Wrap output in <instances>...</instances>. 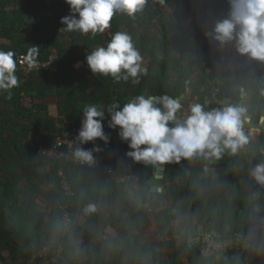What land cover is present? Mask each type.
Listing matches in <instances>:
<instances>
[{
	"label": "trees",
	"instance_id": "1",
	"mask_svg": "<svg viewBox=\"0 0 264 264\" xmlns=\"http://www.w3.org/2000/svg\"><path fill=\"white\" fill-rule=\"evenodd\" d=\"M212 4L218 21L228 17V0H212ZM69 14L65 0H0V50L14 51L18 62L31 45L38 46V63L56 56L58 67L54 75L43 69L23 75L17 65L19 87L10 94L0 91V264H132L143 260L152 264L163 263L164 257L172 264L184 259L202 263L206 259L202 250L189 244L188 231L196 223L215 233L217 241L235 242L232 251L218 255L247 263L255 246H264V186L251 176L252 168L264 162V127L259 140L252 132L249 144L236 155H226L215 165L211 162L214 166L203 178L195 180L190 173L186 178L184 167L167 164L165 183L176 188L168 190L166 198L171 203L172 198L181 197L188 211L181 209L174 215L172 207L163 210L162 229L154 237L156 246L142 245L132 252L123 249L122 232L132 236L150 227L140 217H148L155 205L139 212L128 196L133 192L146 205L153 172L127 157L131 149L108 127L107 115L103 122L104 133L110 137L107 145L100 140L78 145L76 137L84 104L107 107L146 90L149 95L167 94L175 99L184 98L190 90V98L206 104L213 87L221 89V98L235 101L244 89L250 95L251 110L264 115V64L239 60L227 68L216 44L210 61L201 58L196 48L214 27L205 0H146L144 9L133 16L114 14L109 28L95 36L69 32L65 38L59 32L60 20ZM50 20L57 26L52 33L45 28ZM192 23L196 28H189ZM117 31L127 33L141 55L152 57L151 67L161 65L175 75L149 72L136 82L94 76L86 64L88 52L106 46ZM159 53L163 60L158 59ZM80 62L86 66L84 72L77 69ZM194 75L198 80L189 83ZM49 97L58 98L57 117L44 102ZM59 139L72 142L74 150L99 146L102 151L93 154L98 166L50 156L47 150L54 149ZM59 149L70 153L68 144ZM124 177L123 182L120 178ZM89 204L96 207L95 213L85 214ZM255 218L263 223L254 225ZM84 219L87 222L81 226ZM111 221L123 223L125 229L118 238L104 240ZM101 244L103 254L96 253Z\"/></svg>",
	"mask_w": 264,
	"mask_h": 264
},
{
	"label": "clouds",
	"instance_id": "2",
	"mask_svg": "<svg viewBox=\"0 0 264 264\" xmlns=\"http://www.w3.org/2000/svg\"><path fill=\"white\" fill-rule=\"evenodd\" d=\"M65 2L69 5L70 14L61 18L60 23L65 26L61 31L84 35L90 33L93 36L109 28L114 14L122 12L133 16L142 11L146 4V0ZM228 3V17L217 21L211 31L205 32V38L220 49L233 45L240 56L264 62V0H228ZM39 54L40 48L31 45L22 58L23 62L31 68L38 63ZM85 59L94 76L108 77L114 81L136 82L141 75L147 74L142 67L143 58L134 47L132 38L120 31L112 36L106 46L99 45L89 51ZM17 65L14 51L0 50V91L10 94L12 89L19 87ZM194 99L196 103L190 104L187 111L179 115L181 109ZM194 99L182 102L183 98L177 100L167 94L159 97L140 94L123 103L113 102L107 107L97 103L84 104L76 141L82 145L100 140L107 145L110 137L105 135L103 129L107 115L108 127L114 130L119 128V138L131 149L126 153L127 157L153 167L178 164L181 159L193 158L211 163L222 159L225 154L234 156L249 144L252 129L245 126L251 125L252 116L245 103L240 100L236 103L221 101L220 106L209 109L207 104L197 103V97ZM260 123L264 124V117H261ZM100 151L99 146L90 150L77 146L73 155L77 160L91 165L96 162L93 154ZM205 171L208 169L205 168ZM251 176L258 185L264 186V162L252 168ZM84 211L90 214L97 209L89 204ZM207 235L214 237L215 233H202L197 235V239ZM197 239L192 238V242L195 248L201 249ZM202 254L208 257L213 253L205 256L202 251Z\"/></svg>",
	"mask_w": 264,
	"mask_h": 264
},
{
	"label": "crops",
	"instance_id": "3",
	"mask_svg": "<svg viewBox=\"0 0 264 264\" xmlns=\"http://www.w3.org/2000/svg\"><path fill=\"white\" fill-rule=\"evenodd\" d=\"M45 24H46L45 28H46L48 33L54 32L55 31L54 28L57 27L56 22L53 20H50L49 23L45 22ZM57 25H58V23H57ZM188 26H189V28H192V27L196 28V26H194L193 23L188 25ZM64 27L65 26L62 25L59 29V32L61 34H64L65 38H68L69 32L61 31V29ZM206 27H208V25ZM181 34H183V33L181 32ZM155 43H156L155 49L157 48V50H158L160 43L158 41H156ZM196 50L198 51L199 54H201V58L204 61H210V59L213 57V54L215 53V43H210L209 40L206 38L200 39L199 46L196 48ZM141 56L143 58L142 59V67H144L147 70V73L153 72L154 74H158V75H160V74L161 75L162 74L163 75L169 74L171 76L175 75L174 71L170 73L169 71H166V69H164V67L161 65H156V66L154 65L155 67H151L149 58L152 59V57H148L145 54H142ZM157 57L160 60L164 59V57H162L160 53L157 55ZM77 69L80 72H84L86 69V66H85V64L80 62L77 64ZM191 78L192 79H191V81H189V83L196 82L199 77L197 75H194ZM169 84H172V82H169ZM91 91H92V87H91V85L88 84L87 92L90 93ZM221 93H222V91L219 87H213L212 88L211 95L208 96L207 102H206L209 109H211L213 107L220 106L221 101H226V100L231 99L234 103L237 102L232 98H227V97L221 98L220 97ZM144 94L149 95L148 90H146L144 92ZM190 96H191V91L189 90L187 95L183 96L184 97L183 100L189 99ZM177 100H179V99H177ZM209 101H211V103H209ZM240 101H242L243 103H245L248 106L249 114L252 116V123H251V125H248V126H250L252 128V132L254 133L255 138L257 140H259V138L261 136V129L264 127V124L260 123V119H261V117H264V115L259 114V113H255L251 110L250 105H249L250 95L247 94L244 89L241 90ZM44 102L50 106V108H49L50 114L53 117H57L58 116V106H57L58 98L57 97H49ZM259 127H261V128H259ZM118 129L119 128H117L113 131L114 134H117V132H119ZM226 155L227 154H225L224 156H226ZM220 160L213 161L212 163L215 165L217 162L219 163ZM212 163H210L208 165L206 163L203 164L201 158H193L191 160L181 159L180 163H178V164L174 163V164L177 166H180L182 168L184 167L183 168L184 172H185V174L187 173L186 178L190 173L191 176L193 177V179L195 178V180H196V177H198V179L205 177L206 172H207V171H205V168H207V169H210L209 167L212 168L214 166ZM147 167H149V166H147ZM149 168L154 173V170L152 169V167H149ZM166 168H167V164L165 165V172H166ZM165 172H164V177H165ZM163 180H164V178H163ZM164 187L167 189V194H168V190L169 191L175 190V188H176L174 186L168 187L165 183V180H164ZM175 198H172L173 201H171V203H170L169 199L166 197L153 202V204L155 206H154V209L151 210V213L148 215V217H144V216L140 217L143 224H148L150 226L147 229L142 228L140 233H136L132 236H129V234L122 232L123 234H125V238H126V240L122 239L123 240L122 241L123 247H124L123 249L132 252L136 247H140V246L142 247V245L156 246V244H155L156 239L154 237L162 229L161 223H160V219H161L160 215H162V211L165 209H168L170 207H172V209H173L172 213L174 215L178 214V212L181 209L188 211V210H186V207H184V201L182 200V198L178 197L177 200H174ZM134 201L136 204H138L140 207H142V209H140V210L136 208L139 212H142L143 210L149 211L150 205L148 206V201H147L146 205H144L143 203L141 204L135 198V196H134ZM174 203H176V204L172 206L171 204H174ZM253 221H257V223L254 222V225H258V224L263 223V220H261L259 218H255ZM259 221H261V222H259ZM86 222H87V220L82 221L81 226L85 225ZM111 223H112V221H111ZM181 225H182V223H181ZM122 226H123V223H118L117 221H113V223L110 225V227L106 228V231H105L106 234L104 235L103 239L106 240L108 238H115V239L118 238L120 235L119 231L125 229V228H122ZM195 226H198L199 229L191 231V229H193ZM256 228H253V231ZM101 229H102V227L99 230H101ZM204 231H209V230L207 227H205L201 223H196L193 227H191L189 229L188 236H189V244L191 247L195 248V246L192 242V238H196L195 236L202 234ZM178 232H182V230L179 229ZM112 246L113 247L110 248L111 250H113L115 247L114 245H112ZM255 247L256 248H254V250L252 252H250V254L247 258V263L243 259H239L236 257L227 258V257L221 256V255H218L217 253H213V254L209 255L208 257H204V258H206L204 262L196 263V264H264V246L261 245V243H260V246L257 245ZM104 248H105L104 244H101V246L95 251H96V253L103 254L102 251L104 250ZM143 262L144 263H132V264H151V263H147V260H143ZM162 262L163 263H152V264H172V263H169V261L167 260V257H164ZM176 264H190V263H188V261L186 259H184L183 261H178V263H176Z\"/></svg>",
	"mask_w": 264,
	"mask_h": 264
},
{
	"label": "built area",
	"instance_id": "4",
	"mask_svg": "<svg viewBox=\"0 0 264 264\" xmlns=\"http://www.w3.org/2000/svg\"><path fill=\"white\" fill-rule=\"evenodd\" d=\"M205 1H207V3H208L209 12L211 14L212 22L215 26V24L218 20L216 18V14L214 13V10H213L212 0H205ZM47 2L49 3V0H47ZM217 49L219 52L223 53L222 60L224 62V65L227 68H231L233 66V63L235 61H239V60H247L249 62L256 63V64H264V62L251 60L247 56H240L236 52L235 47L233 45H228L224 49H220L217 46ZM22 58H23V56L18 58V66H19L20 70L23 72V75H28L30 72L40 71L41 69L48 71L51 75H54L58 71V67H57V63H56V56H52L50 58V60L46 63H42V64L37 63L35 66H33L31 68H29L26 65V63L23 62ZM25 101L27 104L30 103V100H28L27 98H25ZM192 103H196V99L189 101L188 104L185 105L181 109V112L179 113V115L185 113L187 111L189 105ZM65 144H68L70 147V149H69L70 153H68V154L63 153L59 149L62 145H65ZM45 152H46V150H45ZM73 152H74V144L70 141H64L62 139L58 140V143L54 149L47 150V153H49V155L52 157H57V158L65 157L69 160L78 161L83 166H91L92 168H96L98 166L97 161L94 164L89 165V164H86V163H83V162L77 160L74 157ZM108 173H112V170L108 169ZM132 178H134V175L132 176ZM120 179L124 182L126 178L124 177V178H120ZM70 194H72V193H70ZM64 222H65V226L68 227L69 223H70L68 213L65 214ZM197 243L203 248L204 254L206 253L208 255L211 253H217V254L227 253L229 251H232L235 247L234 241H217L214 237H211L208 235L207 236H201L200 238H198ZM61 251H62V247H60V249L58 251L59 255L61 254Z\"/></svg>",
	"mask_w": 264,
	"mask_h": 264
},
{
	"label": "water",
	"instance_id": "5",
	"mask_svg": "<svg viewBox=\"0 0 264 264\" xmlns=\"http://www.w3.org/2000/svg\"><path fill=\"white\" fill-rule=\"evenodd\" d=\"M226 102L232 103V100L229 99V100H226ZM169 126L171 127L172 125L170 124ZM246 127H250V126L246 125ZM259 128H261V127H259ZM165 165L157 166V167H153L151 165H146V166L152 167V169L154 170L153 177L149 181L150 191L148 194V206L151 205L154 201L163 199L166 196L167 190L164 188V181H163L164 172H165ZM128 200L130 201L131 205L135 206V208H137L139 210L142 209V207H140L138 204L135 203L133 193H131L128 196ZM254 222L257 223V221H253V223ZM259 222H261V221H259ZM198 229H199V227L195 226L193 229H191V231L198 230ZM203 233L211 235V233L207 232V231H204ZM251 236H252V230L250 231V237ZM195 237L197 238V236H195Z\"/></svg>",
	"mask_w": 264,
	"mask_h": 264
},
{
	"label": "rangeland",
	"instance_id": "6",
	"mask_svg": "<svg viewBox=\"0 0 264 264\" xmlns=\"http://www.w3.org/2000/svg\"><path fill=\"white\" fill-rule=\"evenodd\" d=\"M201 250L203 251V248L201 247ZM205 256H208V254L205 253Z\"/></svg>",
	"mask_w": 264,
	"mask_h": 264
}]
</instances>
